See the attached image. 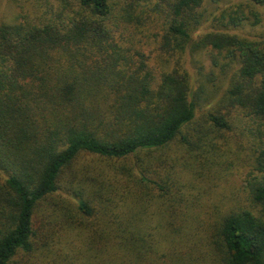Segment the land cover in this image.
Masks as SVG:
<instances>
[{"label": "trees", "instance_id": "obj_1", "mask_svg": "<svg viewBox=\"0 0 264 264\" xmlns=\"http://www.w3.org/2000/svg\"><path fill=\"white\" fill-rule=\"evenodd\" d=\"M13 2L0 264H264V0ZM203 51L231 68L217 104L185 62ZM238 124L254 138L250 199L222 210L202 175Z\"/></svg>", "mask_w": 264, "mask_h": 264}, {"label": "rangeland", "instance_id": "obj_2", "mask_svg": "<svg viewBox=\"0 0 264 264\" xmlns=\"http://www.w3.org/2000/svg\"><path fill=\"white\" fill-rule=\"evenodd\" d=\"M23 5L26 12H30L34 9V4L37 0H0V21L10 22L12 20L13 12L16 10L15 3ZM238 2L240 0H224L227 2ZM224 5V4H221ZM249 30V27H245ZM238 30V29H237ZM186 65L192 77V81L195 83L196 88L201 82L205 84L207 90H211L213 99L211 104L217 102L221 98L223 90L227 86V78L230 75L231 68H227L225 75L219 72L218 67L215 68L211 64V59L205 51L200 54H191L187 52L185 57ZM205 103V101H203ZM212 107L203 106L199 108V115L205 118V112ZM249 130L246 127L232 126V128L224 134L223 137L217 139L220 144L223 145L218 150L216 157L218 164L202 175L206 181L204 185L210 188L209 193L205 192V198L208 201V196L214 200L220 199L218 202L219 208L222 210L233 207H245L250 199L249 194V182L246 181L247 173L253 170V161L255 157V145L252 140V135L247 136ZM250 134V133H249ZM176 144L168 151V156L171 158L179 157L184 162L191 161L195 164L193 158L187 156L182 159L176 150ZM224 160L225 163L221 164L219 161ZM213 169V170H212ZM189 177V176H188ZM250 178V177H249Z\"/></svg>", "mask_w": 264, "mask_h": 264}]
</instances>
